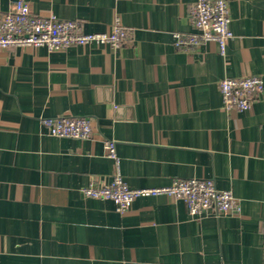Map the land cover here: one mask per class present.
<instances>
[{"label":"crops","instance_id":"obj_1","mask_svg":"<svg viewBox=\"0 0 264 264\" xmlns=\"http://www.w3.org/2000/svg\"><path fill=\"white\" fill-rule=\"evenodd\" d=\"M16 0H0V19ZM36 15L76 19L86 32L117 19L132 38L0 47V264H264V94L247 111L224 108L219 82L264 79V0H228L225 55L193 30L196 0H24ZM87 116L88 139L48 134L43 117ZM117 143L133 188L211 178L241 201L236 215L191 216L184 201L139 197L125 213L82 189L110 181Z\"/></svg>","mask_w":264,"mask_h":264},{"label":"built area","instance_id":"obj_2","mask_svg":"<svg viewBox=\"0 0 264 264\" xmlns=\"http://www.w3.org/2000/svg\"><path fill=\"white\" fill-rule=\"evenodd\" d=\"M193 30L173 32L174 45L181 50L194 49L208 41L218 43L225 55L229 40L234 37L231 28L228 0H196L190 8ZM132 38V29L117 19L111 31L86 32L76 19H64L55 14L46 16L32 12L29 3L16 0L0 19V47H46L49 51L62 50L73 45L96 43L120 47ZM219 88L224 108L228 111H247L255 100L264 94V79L249 74L242 77H225ZM48 134L57 137L88 139L93 133V120L87 116L56 115L42 118ZM106 154L116 164V171L108 182L92 179L83 187L85 196L110 199L120 213H125L135 199L165 195L181 199L188 213L200 217L209 213L236 215L241 212V201L231 189H221L211 178H176L159 187L133 188L125 181L114 140L104 141Z\"/></svg>","mask_w":264,"mask_h":264}]
</instances>
